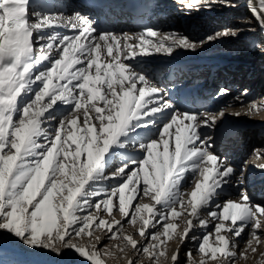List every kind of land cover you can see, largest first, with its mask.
Masks as SVG:
<instances>
[{
    "label": "snow or ice",
    "instance_id": "snow-or-ice-1",
    "mask_svg": "<svg viewBox=\"0 0 264 264\" xmlns=\"http://www.w3.org/2000/svg\"><path fill=\"white\" fill-rule=\"evenodd\" d=\"M177 2L187 12L217 3L236 7L225 0ZM48 4L0 0V232L58 258L71 251L82 264L108 258L144 264L136 254L150 264H181L190 232L214 222L202 237L190 236L199 259L188 248L184 264H238L255 256L264 244V203L253 201L243 175L235 180V167L216 153L209 130L226 115L259 114L264 99L248 101L243 113L226 112L232 102L213 115L181 108L145 69L154 55L194 52L238 33L225 27L197 39L155 25L116 33L80 11L66 15ZM248 9L264 33V0H249ZM229 94L221 88L217 96ZM254 155L264 159V150ZM229 185L240 189L238 198L220 203ZM184 213L189 218L176 231L170 218ZM125 218L139 225L140 241L124 229ZM105 236L114 243L101 247ZM169 240L179 242L170 255Z\"/></svg>",
    "mask_w": 264,
    "mask_h": 264
},
{
    "label": "bare ground",
    "instance_id": "bare-ground-1",
    "mask_svg": "<svg viewBox=\"0 0 264 264\" xmlns=\"http://www.w3.org/2000/svg\"><path fill=\"white\" fill-rule=\"evenodd\" d=\"M172 1L173 0H144V11L141 15L134 16L126 10V0H49V2L54 5L55 10L68 9L66 12L64 11L66 15H71L74 11H80L89 15L91 19L96 21L99 28L111 30L116 33L133 34L141 31L146 25H155L158 26L161 33L175 30L185 34L189 33V35L198 34L199 31L196 29L200 24H196L194 21L197 19L196 15H194L193 12H187L179 3L175 2L171 4ZM253 2H255V0H253ZM241 3L248 7L249 0H242ZM70 4L75 5V7ZM212 9L213 7L211 9L201 8V10L205 12L208 10L212 11ZM222 16L219 15L217 19H220ZM57 31L66 32L67 30L58 28ZM231 43H233V41L229 38L220 39L212 44H207L203 48H198L194 52L180 49L176 50L175 54L171 57L154 55L145 61V69L152 75V78L160 87L164 88L166 85H170L166 95L172 99L173 103L181 108L204 111L209 115H213L218 112L221 106H226L229 102H232L231 107H226V112L240 111L243 113L247 107L248 101L256 98L258 101L264 99V94L259 95L258 92H251L246 88L247 95H244V93L239 92V89H232L230 84L235 82L238 78L241 83H248L249 80H247L245 76H241L240 78L237 71L241 60H249L241 57L244 55L238 56L233 52H227L225 48L229 47ZM237 45V42H235L234 46ZM262 48L263 50H261L259 55L261 54L264 57V45ZM219 51H223L224 53H219ZM167 67H171V69L166 71L165 69ZM249 69H251V67H249ZM206 70L210 71L209 75L213 76V79L222 77L225 74L227 75L226 83L229 86L226 85L227 87L223 88L230 90L229 95L223 97L215 96L212 98L210 95L213 90L217 88L215 87L216 83L214 81L208 86L202 81L195 82L196 79L200 78V73ZM162 71V77H160ZM184 72H190L196 75V78L183 79L186 74ZM164 76L165 78H163ZM237 96L245 102L243 106L240 101L235 100ZM209 131L215 141L216 153L226 158V160L235 167L236 174L239 173L240 170L243 172V187L247 189L253 201L256 203H264V191H262L264 186V170L254 167V165L257 164H264V159H257L254 155V149L259 148L264 150V111L259 114H253L251 117L243 114L239 117L226 115L222 121H218V127L216 129ZM230 146L234 147V151L235 149H239V154L237 153L238 155L235 157L232 155L233 158L228 159L226 157V152L227 148ZM134 151L135 149L129 148V152ZM190 179H192L191 174L188 175L186 181H190ZM235 180H239L237 175H235ZM257 184H260V187L257 188V191H254V188L258 186ZM183 190L187 191L188 189L186 190L184 188ZM238 190V188L229 185L225 188L227 195L222 194L217 197V200L223 203L225 198H229L233 193H238ZM217 200H214L213 203L215 204ZM210 210L211 209H207L203 211L202 215L207 217V211ZM213 227L214 222L210 223L206 230L197 227L190 232L189 239H187L180 248L181 260L185 259V253L188 248L196 250L197 245L190 239V236L196 234L202 237L205 231H211ZM151 230L152 229H148V231ZM126 232L129 233L128 231ZM260 235L261 239H264V233ZM248 238V232L246 231L237 239L238 252L246 247ZM105 240L106 237L101 247ZM178 243V241L175 243L174 249L177 247ZM259 252H264V244L258 246L256 257H253V255L249 253V259L247 261L240 259L238 264H260L261 260H264V257H261ZM129 255H133L132 251ZM195 257L199 259V257ZM56 259L57 260L54 262H39L43 264H61L62 257L58 258L56 256ZM0 264L28 263H14L0 257ZM125 264H127L126 260Z\"/></svg>",
    "mask_w": 264,
    "mask_h": 264
},
{
    "label": "rangeland",
    "instance_id": "rangeland-1",
    "mask_svg": "<svg viewBox=\"0 0 264 264\" xmlns=\"http://www.w3.org/2000/svg\"><path fill=\"white\" fill-rule=\"evenodd\" d=\"M241 1L242 0H225V3H234L236 7H225L223 6V4L217 3L213 5L212 11L208 10L205 12L201 9L199 11H192L194 15H196V18H197L196 20H194L195 23L200 24V25L196 29L199 31L198 34H195V35L191 34L190 36L193 38L200 39V38H203L207 34H211L217 30H222L225 27L235 30L238 33V35L235 37H228L231 41H233V43H231L230 46L225 49H227L226 50L227 52H233L235 53V55H238V56L244 55L241 57L249 60V61L241 60L240 64L238 65V71H237L239 74L238 76L240 78L241 76L242 77L245 76V78L249 81L248 83L246 82L241 83L240 79L238 78L235 82H232L230 85L232 86V89L234 90L239 89L240 93H244L247 88V90L251 92L256 91L260 95V94H264V57L261 54L259 55L261 50H263L262 47L264 45V33L261 32V29L259 28L256 20L253 18L252 13L249 11L248 7L245 4H242ZM175 2L178 3L177 0H173L171 4ZM70 5L75 7V5L73 4H70ZM67 10L68 9L64 8L63 11L66 12ZM219 15L222 17L220 19H217ZM187 35H189V33H187ZM228 38H222V39H228ZM216 41H213L208 44H212ZM235 42H237L238 44L237 46H234ZM257 42L260 44V47L255 46ZM219 53H224V52L219 51ZM249 67H251V69H249ZM169 69H171V67H167L165 70L167 71ZM163 71L160 73V77H162ZM184 73L186 74L183 79H191V78L195 79L196 78L195 77L196 75L190 72H184ZM209 74H210V71L208 70L201 72L200 78L196 79L195 82L202 81L206 83V86H208L209 84H212L214 81L216 83L215 87L217 88H215L210 95L212 98H214L215 96H217V93L219 92L221 88L229 86L226 83L227 75L225 74L222 77L213 79V76ZM163 78H165V76ZM169 86L170 85H166L164 87L167 90L166 93L168 92ZM256 100L258 99L256 98ZM237 153L239 154V149L238 150L235 149L234 151V147L230 146L227 148L226 157L228 159L229 158L231 159L233 158L232 155L235 157L238 155ZM120 158L122 159L123 157H120ZM118 162H119L118 160L115 161V163L117 164ZM236 175L238 176L239 179H241V175L244 176L241 170ZM257 185L258 186L255 185L256 187L254 186L255 187L254 191H257V188L260 187L259 186L260 184H257ZM182 187L183 189L185 188L186 190L189 189V181L185 180L182 184ZM239 191L240 189L238 190V193ZM262 191H264V186L262 188ZM238 193L231 194L229 198L237 199ZM126 195H127V192H126ZM229 198H225L224 200L229 199ZM138 200H139V196L137 197V200L133 201V206ZM143 202L151 203L150 199L147 197L143 199ZM178 211H179V208H178ZM114 217L115 219H121V214L115 209H114ZM187 218H188L187 213H184L181 216L170 218V222L178 223L179 228H177L176 231H179L185 225ZM138 226H139L138 224L136 226H132L128 224L127 218H125V220L123 221L124 229L128 231L129 233L135 234L134 238L140 241L141 237L137 234ZM157 227H160V225H157ZM151 231H153V229ZM97 234H100V233H97ZM105 237H106V240L104 244L114 243V241L110 242L107 239V236ZM144 242L147 243V241H144ZM175 243H177V241L175 240L168 241L167 247H168L169 255L171 254V251L174 250ZM130 252L131 250L129 249L128 254ZM193 253L195 256L199 257V254L196 252V250H193ZM136 255L139 256V259H141L144 262V264H150L146 256L141 255V254H136ZM0 257L8 261L14 262V263H28V264H43V263H40L39 261L54 262L55 260H57L55 254L48 253L45 250H39V249L33 250L23 245L19 240L15 239L11 235L7 233H3V232H0ZM253 257H256V256H253ZM69 260L72 262V264H82L81 258L73 254L71 251H68L65 253V255L61 259V264H67ZM147 260H148V263H147ZM184 260L185 259L181 260V264H184ZM88 264H91V262H88ZM106 264H117V261L114 258H108L106 261ZM119 264H125V260L120 259ZM161 264H170V261L169 262L162 261Z\"/></svg>",
    "mask_w": 264,
    "mask_h": 264
}]
</instances>
